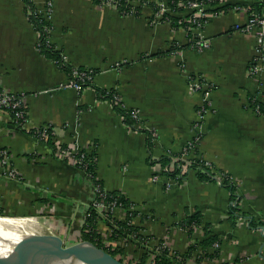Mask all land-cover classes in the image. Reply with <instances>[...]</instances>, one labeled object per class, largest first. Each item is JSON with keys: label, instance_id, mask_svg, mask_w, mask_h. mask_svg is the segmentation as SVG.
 Wrapping results in <instances>:
<instances>
[{"label": "crops", "instance_id": "0c3cea01", "mask_svg": "<svg viewBox=\"0 0 264 264\" xmlns=\"http://www.w3.org/2000/svg\"><path fill=\"white\" fill-rule=\"evenodd\" d=\"M34 1L40 11L52 3L50 41L67 62L97 72L81 90L65 86L69 74L37 47L24 0H0V86L23 93L28 111L19 127L0 108V148L9 151L17 173L0 170L4 213L43 219L66 245L83 240L93 180L60 149L90 148L104 189L132 202L131 223L146 238L113 237L99 210L97 230L106 247L134 242L132 248L145 250L146 264H156L161 247L171 257L183 255L184 264H264V112L249 100L264 105V63L250 73L261 39L256 30L237 28L246 26L249 10L209 12L203 28L187 30L153 20L146 4L136 16L93 0ZM223 2L247 7L253 1ZM190 30L209 46H189ZM175 44V52L158 54ZM190 74L211 86L206 98L190 90ZM111 90L125 108L139 111L138 123L127 124L120 107L103 96ZM42 127L53 129L51 140L30 133ZM189 141L195 142L191 159L201 156L215 168L212 178L203 179L196 166L181 179L163 170L161 159L174 161ZM227 176L235 202L223 183ZM128 211L116 206L112 215L125 221ZM195 214L201 222L190 232L182 222ZM208 237L215 240L202 246Z\"/></svg>", "mask_w": 264, "mask_h": 264}, {"label": "trees", "instance_id": "16d2710c", "mask_svg": "<svg viewBox=\"0 0 264 264\" xmlns=\"http://www.w3.org/2000/svg\"><path fill=\"white\" fill-rule=\"evenodd\" d=\"M96 4H108L109 2H112L114 5L117 6L119 11L122 14H134L136 16H139L141 14V9L143 6L150 5L151 8L153 9V14H152V19H155L156 14L162 9V3L165 1L166 4L168 5L170 10H163L162 11V17L159 19L160 21H168L171 22L172 26L178 27V26H185L187 30H189L190 27L193 26L191 23V18L193 17V12H187L184 15H179L178 13L184 11V7L180 5V3H189L195 0H138L140 3L139 4H134L133 2L135 0H93ZM196 1H205V3L208 4V8L206 10V13L208 14L209 12H221V11H226L229 8L238 6V5H243L240 2L236 3H223L221 0H196ZM25 5H26V10L27 14L29 17L30 22L32 23L33 27L38 33L39 36V42H38V48L41 52L45 53L47 56L52 58L63 70H65L69 76H72V71H73V65L69 64L63 55L62 50H60L54 43L50 41V30L52 29V22L42 13L38 11V8L35 5L34 0H24ZM249 8V12H255L257 14L262 15V9L264 7V0H256L253 1L251 4L247 5ZM198 19H201L202 21H207L209 20L208 16L205 17H197ZM189 32V37H190V42L189 46H191L194 42V35L190 31ZM180 47L178 45H173L171 46L168 50L166 51H160L158 54H165V53H171L175 52L178 50ZM79 69H90L91 74H92V79L88 80L84 84H82V88L84 86H89L92 84L94 76L97 72V69L94 68H89V67H83L79 66ZM4 89L3 87L0 86V91ZM103 96L105 98L110 99V101L114 104L116 107V104L120 107H118L119 112L122 114L125 122L131 126L135 125L137 122V119H135L132 114L131 110L132 109H127L123 105L121 99L117 100L116 97H120L119 94L115 90H111L109 92H103ZM249 100L254 104L256 107L257 105L260 107V112H264V105L262 102H260L257 99H254V96H250ZM10 109V108H6ZM23 109L25 110L24 117L25 119H28V111H27V105L26 103L23 105ZM10 115L13 119V121L19 126L23 127L24 126V119L20 118L17 119L15 112L10 109ZM139 121V120H138ZM53 129H48V134L49 137L47 139H52L54 134L52 133ZM42 128H39L38 130H30L31 134H34L36 136H39V133H42ZM66 148L63 146V149ZM84 151V149L82 150ZM181 156V153H179L175 158H179ZM96 160H97V155L96 152L93 151L91 154H89L85 158V162H87V166L85 167L86 170L91 174L93 183L101 185L103 187V183L100 179H98L96 175ZM193 160V159H192ZM161 162L163 163L164 166H170L172 163H174L173 169H170L167 171L168 175L171 177L179 178L181 179L182 176H184L187 173V170L190 167H199L200 169V176L204 179H209L212 178L215 174L211 173L209 171V168L206 167L205 165V160L203 158H196L193 160V162L190 165H187L185 167L184 171V161H181L180 159L176 160L173 162L172 158L170 157H163L161 159ZM181 165L182 167H178V165ZM80 167H83V165L78 164ZM183 168V169H182ZM184 171V172H183ZM179 174L181 176H179ZM230 190L231 194L233 196V202H235V199H237L238 194L236 193V189L230 180L229 176L226 177V180L223 182ZM104 188V187H103ZM106 197L108 200H116L118 204H121L122 207L129 209L130 206H132V202L127 199L124 195L117 191H105ZM232 214L236 213L238 210V205H235L233 203L232 205ZM129 216L125 221L118 220L114 218L112 215H109V220L108 224L110 228L112 229V236L113 237H118V236H125L126 234H131L133 232H138L139 228L135 227L130 220L131 216L130 213L131 211L129 210ZM0 214H5L4 211L0 208ZM99 212L96 208H94L92 205L89 206V215L87 216L86 223L82 229V239L83 240H88L91 241L104 249L108 250L111 252L113 255H117V252L119 250H122L120 248H115L111 249L106 247L102 242H101V235L97 230V218H98ZM112 220L115 224H117V227L113 226V223L110 221ZM201 222L199 215L195 214L187 218L185 221L182 222V226L189 227V231H192V226L197 225ZM253 224V222H251ZM215 240L214 237H208L201 241V245L206 247L207 244L213 243ZM192 250V248H191ZM147 254L143 253L141 257V264H146V257ZM122 261H124L122 258H120ZM201 260V257L199 258V262ZM155 261L156 264H184V256L179 255L177 256H172L170 257V250L167 247H161V251L159 254L155 256ZM236 264V263H235Z\"/></svg>", "mask_w": 264, "mask_h": 264}, {"label": "built area", "instance_id": "2783aa9c", "mask_svg": "<svg viewBox=\"0 0 264 264\" xmlns=\"http://www.w3.org/2000/svg\"><path fill=\"white\" fill-rule=\"evenodd\" d=\"M221 1L223 2L224 0H221ZM247 1L250 2V1H256V0H247ZM260 1H262V0H260ZM108 4H113V3L109 2ZM180 5L182 7H184V11L178 13L179 15H182V14L184 15L187 12H193L194 11L193 17L191 18V23L193 24L192 29L193 28H195V29L203 28L204 24L207 21H202L201 19H198L197 17L208 16V14L206 13V10L208 8V4L205 3V1H196L195 0V1H192L189 3L183 2V3H180ZM235 8H237V9H243L244 8V9L248 10L249 7L248 6L243 7V5H238V6H235ZM51 10H52V3L50 1L48 2L47 7L45 8L44 11H40L38 9V11L40 13H42L44 15V17H46V19H48V20H49V17L51 15ZM163 10H170L165 1L162 3V9L156 14V17L153 20H159L162 17V11ZM215 13H217V12H215ZM237 28H241V29H244L246 31L256 30V33L258 34V36L261 39L260 51L257 54V56H255L253 58V60L251 61V63L249 64L250 73L255 75L261 71V69L263 68V63H264V15L257 14L255 12H249V20H248L246 26L245 27L237 26ZM193 39H194V42L191 46L193 48L200 50V49H204V48L209 46V42L206 41L205 39L201 38V37H197L194 35ZM38 42H39V39H38ZM37 46H38V43H37ZM64 58H65V56H64ZM65 60H66V58H65ZM92 77L93 76L91 74L90 69H82L81 70L77 66H74L73 71H72V76H69V79L65 83V86L73 87L77 90H81L82 84H84L88 80H91ZM188 79H189V88L191 91H193V92L200 91L203 93L205 98L208 96L209 92L211 91V86L207 83V81L202 76L190 74ZM116 99L119 100L121 98L116 97ZM25 103H26L25 102V95L23 93L12 92V91H9L5 88L0 91V108L4 109L9 114H10V112H9L10 109L13 110L15 112L17 119L24 117L25 110L23 109V105ZM6 108H10V109H6ZM205 109H206V106L203 107V110H205ZM255 109L258 112H260V107L258 105L255 107ZM131 114L135 119H137V123H138V120H140L139 111L132 109ZM23 119L25 122L27 121V119H25V118H23ZM48 129H49L48 127H42L43 131H42V133H39V136H37V137H39L41 139L48 138L49 137ZM194 148H195V142L189 141L187 143V145L185 146V148L182 150L181 156L179 158H175V160L173 162H175L178 159H180L181 161H184L185 162L184 163V171H185V167L187 165H190L194 160V159L192 160L190 157V154ZM60 150L63 154L70 155L73 159V162L78 167H80L78 164L83 165V167H81V168L84 169L89 174L90 178L92 179L91 174L85 168L87 166V162H85V158L89 154L92 153V149L85 148L84 151H82L83 149H81V148H77L75 150L61 148ZM9 158H10L9 151H7L5 148H0V170L5 169V172L8 176L16 177L17 176L16 171L13 168L9 167ZM196 158H201V156H197ZM174 165L175 164L172 163L170 166H164L163 170L167 172L170 169H173ZM205 165H206V167L209 168V171L211 173L215 174L216 170L211 165V163L205 161ZM178 167H182V166L179 164ZM179 176H181V175L179 174ZM158 177H159V174L154 175L155 179H158ZM223 179L221 178V181H223ZM93 189H94V197H93L90 205H92L94 208H96L98 210V212H99V210H102L106 214L107 221H108L109 215H112L113 209L116 206L122 207V205L118 204L116 200H108L106 197V194H105L106 190L103 187H101V185L93 183ZM129 210L131 211V215H132V213L134 211V206L133 205L130 206ZM110 221L113 223L114 227H117V224H115L112 220H110ZM130 222H131V220H130ZM132 236L135 237L139 242H144V243L146 242V238L141 237V235L138 232L137 233L133 232ZM216 245L218 246L219 244L216 243Z\"/></svg>", "mask_w": 264, "mask_h": 264}, {"label": "water", "instance_id": "95a60500", "mask_svg": "<svg viewBox=\"0 0 264 264\" xmlns=\"http://www.w3.org/2000/svg\"><path fill=\"white\" fill-rule=\"evenodd\" d=\"M24 249V253L14 257L0 255V264H54L70 258L89 264H128L91 241L81 240L66 245L56 234L52 239L28 241Z\"/></svg>", "mask_w": 264, "mask_h": 264}, {"label": "bare ground", "instance_id": "6f19581e", "mask_svg": "<svg viewBox=\"0 0 264 264\" xmlns=\"http://www.w3.org/2000/svg\"><path fill=\"white\" fill-rule=\"evenodd\" d=\"M55 233L49 225L35 217L0 215V255L14 257L24 253L28 241L52 239ZM54 264H89L77 258H70Z\"/></svg>", "mask_w": 264, "mask_h": 264}, {"label": "rangeland", "instance_id": "374dc122", "mask_svg": "<svg viewBox=\"0 0 264 264\" xmlns=\"http://www.w3.org/2000/svg\"><path fill=\"white\" fill-rule=\"evenodd\" d=\"M4 215L10 216L8 214H2L1 216H4ZM35 218H37V217H35ZM37 219H39L41 222L43 221V223H45L43 219H41V218H37ZM132 243H134V242H132ZM132 243H131V245L129 244L128 246H125V245L121 246L120 249H122V250H119L117 252L116 257L122 258L124 260V262H126L128 264H141L142 253H144L145 250L141 251V249H136V246L132 248ZM139 248H140V246H139ZM148 262H149L148 264H152V260H149Z\"/></svg>", "mask_w": 264, "mask_h": 264}]
</instances>
